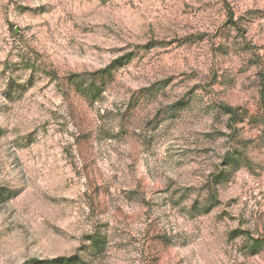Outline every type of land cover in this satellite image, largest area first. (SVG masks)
Wrapping results in <instances>:
<instances>
[{"label":"rangeland","instance_id":"1","mask_svg":"<svg viewBox=\"0 0 264 264\" xmlns=\"http://www.w3.org/2000/svg\"><path fill=\"white\" fill-rule=\"evenodd\" d=\"M262 84L264 0H0V264H264Z\"/></svg>","mask_w":264,"mask_h":264},{"label":"trees","instance_id":"2","mask_svg":"<svg viewBox=\"0 0 264 264\" xmlns=\"http://www.w3.org/2000/svg\"><path fill=\"white\" fill-rule=\"evenodd\" d=\"M119 62V60H115L113 61L108 67H106L105 69L96 72L95 74H93V76H97L101 81L104 80V76L106 73H108L110 71V69L115 66V64H117ZM103 84V82L101 83ZM94 83L89 87V90L91 93H99L100 91V85L98 86V88H94ZM223 111L229 116L228 118V122L230 124H235L236 123V119L238 118V110L235 108H232L231 106H227V105H223L222 106ZM259 111L262 115V117L264 118V85L262 84L260 87V91H259ZM262 134H264V126L262 128L261 131ZM231 152H233V149L231 150ZM231 164H234L233 161L230 162H226L227 166H230ZM210 199L213 200V195L211 194V196L209 197ZM207 205V204H205ZM202 206L200 207L198 204H193L192 208L193 210H195L197 207H200L203 210V213H207L210 209L209 206H211V203L208 204V206ZM197 211V210H196ZM91 244H90V250H91V254L92 255H96L99 254L101 251V245H102V241L100 236H95L93 238L90 239ZM253 246L254 247H260V244L258 243L257 240H255L253 242ZM32 264H84L83 260L78 257V255H71L68 257H57L51 260H46V261H33L31 262Z\"/></svg>","mask_w":264,"mask_h":264}]
</instances>
